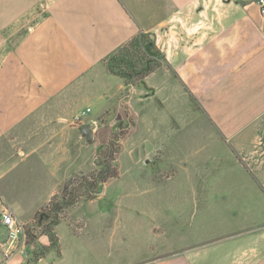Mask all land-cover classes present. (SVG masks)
Instances as JSON below:
<instances>
[{"label":"crops","instance_id":"obj_1","mask_svg":"<svg viewBox=\"0 0 264 264\" xmlns=\"http://www.w3.org/2000/svg\"><path fill=\"white\" fill-rule=\"evenodd\" d=\"M258 1L0 0V196L28 228H41L38 215L69 198L76 180L95 171L97 146L127 124L121 152L146 127L153 138L137 141L139 161L169 160L174 180L202 177L186 188L202 194L188 202L201 210L189 235L176 234L175 202L102 195L62 213L57 244L42 232L30 240L29 258L0 264H264ZM142 34L161 58L143 84L127 90L107 61ZM167 172L157 170V182ZM177 185L153 188L173 193ZM63 221L69 232L60 234Z\"/></svg>","mask_w":264,"mask_h":264},{"label":"rangeland","instance_id":"obj_2","mask_svg":"<svg viewBox=\"0 0 264 264\" xmlns=\"http://www.w3.org/2000/svg\"><path fill=\"white\" fill-rule=\"evenodd\" d=\"M152 41L153 39L147 36V38L138 40V42L136 43L130 42L123 48L119 49L116 54L123 53V57L121 55L119 56L124 58L125 60H128L127 63L141 61L145 56V46L148 42ZM126 130H128V124L123 126V131ZM117 133H119V131H116L115 134L112 135V137L116 138ZM142 137H149L150 139H152L153 133L151 132V129L148 130V128L146 127H141L140 130L136 131V133L133 134V136L128 137L129 140L126 139L128 141L125 143V149H123V152H121L123 146L120 144L118 152L114 155L113 162L114 166L118 167V177L108 180V182L105 184L102 192V195L105 198L102 200H106L108 202L124 201L133 204L156 201H160L162 203L175 202L177 203V221L180 223L179 225V223L177 222L179 228L177 229L178 232H176V234L180 235L187 233V235H189L188 232L194 231L197 227L196 225L200 223L201 210L199 209L195 211L193 209V206L192 209H190V205H188V202H200L202 194L200 190L194 193L186 188H189V186L195 184V182H198V184H200L199 182L202 180L201 174L195 173L189 176H185L184 174H182V176L176 177L177 179L174 180L175 177L172 176L173 174L172 172H170L171 170L169 171V169H173L172 162H170L169 160L159 161L157 159V161L155 158L150 157V160L148 159L139 161V153L136 151V149L140 145H136V143ZM99 141L100 139L97 140L98 143ZM105 144L97 146L96 158H98L100 155L98 153L99 148ZM160 169L166 170L168 172L165 176L160 178V182H157L159 181L157 170ZM98 170H100V168L96 166L95 171ZM217 173L218 172H214V175L211 174L208 177L210 183L214 185L218 183V177L216 176ZM91 174L94 173L92 172ZM88 176H82L80 178H88ZM91 177H93V175ZM224 179L229 183H232L233 181V178L227 174L225 175ZM220 180H222V178H220ZM175 181H177L178 188L173 193L168 192V190L158 191L153 188L155 187V185L168 186L170 183L173 184ZM219 183L222 184V182ZM217 195L218 194L212 193L210 197H214L213 199L217 200ZM134 211H136V209H134L133 212ZM129 212L132 211L130 210ZM192 222L195 225H190V223ZM68 224L69 223L63 221V224L58 229L60 234L69 232ZM190 227H192L191 230ZM32 229L31 226H29V234L30 236L33 235L34 237L41 235L40 233H42L43 231L42 227L40 229H36V233H34ZM192 237L194 238L195 236L192 235ZM189 238H191V236ZM30 240L32 241L34 240V238H30ZM197 242L199 241L192 239V243H194V245H197Z\"/></svg>","mask_w":264,"mask_h":264},{"label":"trees","instance_id":"obj_3","mask_svg":"<svg viewBox=\"0 0 264 264\" xmlns=\"http://www.w3.org/2000/svg\"><path fill=\"white\" fill-rule=\"evenodd\" d=\"M147 38L146 35H140L131 42H138V40ZM141 43V42H140ZM123 53L113 54L107 61L108 70L124 79L126 88L129 90L131 87L140 86L143 84L145 78L150 75L158 66V60L161 55L156 50L154 41L148 42L145 46V56L143 60L138 62L127 63ZM122 124H119L118 129H121ZM123 130L117 133V137H112L110 141L99 148V157L96 158V166L100 168L90 174L88 178H78L74 183L70 196L67 200L61 202H52L48 210L42 211L38 217L36 225L42 227L45 234H47L53 244H57L58 238L54 232V227L61 222L62 213L76 205L82 200H94L102 195L103 188L108 180L118 177V167H115L114 155L118 152L120 147V139ZM93 175V177H91ZM91 177V178H90ZM34 238V236H30ZM39 256L36 255L34 260H38Z\"/></svg>","mask_w":264,"mask_h":264},{"label":"built area","instance_id":"obj_4","mask_svg":"<svg viewBox=\"0 0 264 264\" xmlns=\"http://www.w3.org/2000/svg\"><path fill=\"white\" fill-rule=\"evenodd\" d=\"M258 4L262 15L264 16V0H259ZM90 112L87 109L74 119V125L81 124L82 119ZM0 230H3L4 236L0 238V259L8 261L9 259L23 255L30 257L29 245V228L25 222L21 220L15 209L9 202L0 196Z\"/></svg>","mask_w":264,"mask_h":264}]
</instances>
